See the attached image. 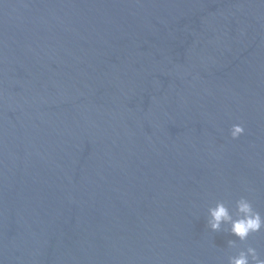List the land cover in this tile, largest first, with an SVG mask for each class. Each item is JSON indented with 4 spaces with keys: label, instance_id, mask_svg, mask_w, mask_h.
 I'll return each instance as SVG.
<instances>
[{
    "label": "water",
    "instance_id": "95a60500",
    "mask_svg": "<svg viewBox=\"0 0 264 264\" xmlns=\"http://www.w3.org/2000/svg\"><path fill=\"white\" fill-rule=\"evenodd\" d=\"M241 197L264 216V0H0V264L264 259L207 228Z\"/></svg>",
    "mask_w": 264,
    "mask_h": 264
},
{
    "label": "clouds",
    "instance_id": "9594fccd",
    "mask_svg": "<svg viewBox=\"0 0 264 264\" xmlns=\"http://www.w3.org/2000/svg\"><path fill=\"white\" fill-rule=\"evenodd\" d=\"M244 134V128L235 124L230 129V136L233 140ZM235 211L230 214L229 208L223 202H217L215 207L208 209L207 228L212 232L221 230V225H228L227 231L238 241L244 242L250 236L264 230V216L256 211L252 203L241 197L235 202ZM235 217V218H234ZM230 247L235 245V241H228ZM228 264H264V259L260 258L253 247L240 250L236 255L230 256Z\"/></svg>",
    "mask_w": 264,
    "mask_h": 264
}]
</instances>
